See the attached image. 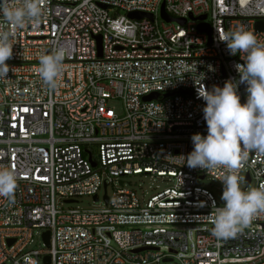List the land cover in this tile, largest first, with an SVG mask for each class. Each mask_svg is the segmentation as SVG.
I'll return each instance as SVG.
<instances>
[{"label": "built area", "instance_id": "2783aa9c", "mask_svg": "<svg viewBox=\"0 0 264 264\" xmlns=\"http://www.w3.org/2000/svg\"><path fill=\"white\" fill-rule=\"evenodd\" d=\"M42 8L39 24L12 38L11 70L0 79V165L18 178L14 202L0 198V264H44L45 254L48 264H264V215L235 238H215L223 205L197 180L223 170L208 174L183 158L192 134L207 133L198 88L238 79L234 64L243 63L218 33L244 28L264 41L254 28L264 0H43ZM0 27H9L2 14ZM54 48L65 59L52 90L35 70ZM238 92L243 103L245 86ZM241 172L246 184H264V156L250 152ZM137 173L164 186L138 196L120 178ZM100 186L102 207L55 205L56 196L97 199ZM34 236L40 245L26 248Z\"/></svg>", "mask_w": 264, "mask_h": 264}, {"label": "clouds", "instance_id": "9594fccd", "mask_svg": "<svg viewBox=\"0 0 264 264\" xmlns=\"http://www.w3.org/2000/svg\"><path fill=\"white\" fill-rule=\"evenodd\" d=\"M42 4L43 0H14L0 7L9 25L7 30L0 27V79H6L11 70L6 62L13 57L12 38L30 22L39 24ZM216 40L225 44L230 55L239 54L243 63L234 64L238 79L229 78L222 87L198 88V96L205 101L202 112L207 133L192 134L193 149L183 158L189 168H200L208 174L223 170L215 177L223 185V206L215 209L211 234L226 240L235 238L257 216L264 215V184L245 191L238 175L250 152L264 156V41L244 28L220 32ZM64 59L65 52L59 48L39 57L36 74L52 90L63 77ZM240 85L246 91L243 103ZM17 179L12 169L0 165V198L14 202Z\"/></svg>", "mask_w": 264, "mask_h": 264}, {"label": "rangeland", "instance_id": "374dc122", "mask_svg": "<svg viewBox=\"0 0 264 264\" xmlns=\"http://www.w3.org/2000/svg\"><path fill=\"white\" fill-rule=\"evenodd\" d=\"M116 106L119 105V102H114ZM122 180L125 181V186L132 188L135 193L139 196L143 194L144 196L153 190L154 184H157L159 188L164 186V182L159 181L157 177H155L156 180L151 181V178L148 175H143L142 173L137 174H127L120 177ZM240 185L241 188L245 191H247L250 188H253L254 183L253 181L249 183H245V180L243 179V172L240 173ZM151 181V184H150ZM198 184L203 186L204 188L208 189L216 199V201L223 205V201L221 200V192L220 187L222 184L218 182L214 178H210L209 176L205 175L201 179L197 180ZM151 186V189L149 188ZM107 193L111 190V183H108V185L104 189ZM97 199H93V197L90 194H80L73 197L74 200L72 201H64L62 202L61 198L56 196L55 197V205L57 207L61 208H67V207H77V208H99L104 205V199L102 198L103 194V187L100 186L97 189ZM37 245H40L39 239L34 236L32 241L29 242L26 245V248H33Z\"/></svg>", "mask_w": 264, "mask_h": 264}, {"label": "water", "instance_id": "95a60500", "mask_svg": "<svg viewBox=\"0 0 264 264\" xmlns=\"http://www.w3.org/2000/svg\"><path fill=\"white\" fill-rule=\"evenodd\" d=\"M161 13H162V15L164 16V18L166 20H169L170 19L169 17L165 16L163 14V12H161ZM143 15L148 16V17L151 16L149 13H146V12H143V11H138V10H131V11H128L127 12V16L134 17V18H139V17H141ZM203 17H204L203 14L199 15V18H203ZM178 20L180 22H182L183 21V18H180ZM198 28L199 29H202V30H205L207 33L209 32V27H208V25L206 23L199 22L198 23ZM254 28L255 29L264 30V20H256L255 23H254ZM96 37H97V41L99 42V35H97ZM208 40H209V38H208ZM178 92H183V90H178ZM167 94L168 93H164L163 95L165 96ZM155 95H156V92H151L149 94L144 95L143 97L146 98V99H149V98L154 97ZM92 164H94L93 161H92ZM245 180H246V182L248 181L247 175L245 176ZM93 198H95V196H93ZM103 198L105 200V195H103ZM66 200L70 201L72 199H66ZM41 236H42V239L44 241V244L47 245L48 244V231L47 230H44L41 233ZM12 239L13 238H7L6 239L7 243H10L12 241ZM42 261H43L44 264H48V255L47 254L43 255Z\"/></svg>", "mask_w": 264, "mask_h": 264}, {"label": "snow or ice", "instance_id": "6c2138e0", "mask_svg": "<svg viewBox=\"0 0 264 264\" xmlns=\"http://www.w3.org/2000/svg\"><path fill=\"white\" fill-rule=\"evenodd\" d=\"M26 111V110H25Z\"/></svg>", "mask_w": 264, "mask_h": 264}]
</instances>
